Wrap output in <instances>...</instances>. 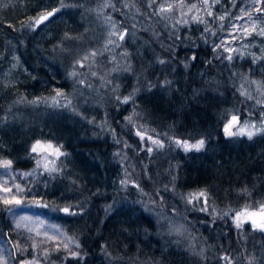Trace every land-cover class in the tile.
Returning a JSON list of instances; mask_svg holds the SVG:
<instances>
[{
	"label": "trees",
	"instance_id": "16d2710c",
	"mask_svg": "<svg viewBox=\"0 0 264 264\" xmlns=\"http://www.w3.org/2000/svg\"><path fill=\"white\" fill-rule=\"evenodd\" d=\"M100 1H3L0 167L10 161L5 168L37 174L39 205L80 247L62 264H264V231L235 220L264 205V131L250 139L223 131L231 112L264 124V104L249 103L236 78L255 70L216 55L206 34L205 42L170 35L144 0H106L107 12L144 35L133 59L149 79L97 78L101 61L75 74L73 64L97 51ZM224 2L222 13L238 3ZM48 12L55 14L29 26ZM151 135L169 147L153 145ZM198 140L201 152L172 151L176 141ZM37 141L63 153L57 172L40 171ZM201 191V203L189 202ZM8 209L0 208V237L19 257ZM169 222L181 234L166 231Z\"/></svg>",
	"mask_w": 264,
	"mask_h": 264
},
{
	"label": "rangeland",
	"instance_id": "374dc122",
	"mask_svg": "<svg viewBox=\"0 0 264 264\" xmlns=\"http://www.w3.org/2000/svg\"><path fill=\"white\" fill-rule=\"evenodd\" d=\"M3 1L1 0L0 6H2ZM237 1L238 3L234 2L229 11L225 13L216 9L217 7L221 10L224 9L222 7L225 3L224 0H144L142 3L146 5V11L150 13L151 20H155L156 23L164 26V30H168L170 35L177 38L178 35L183 36L184 34H189L190 37L202 35L203 38L201 39L205 42L206 34L207 41H210L208 42L209 45L216 49V55L224 57L227 61L237 65L242 63L245 66L249 62L256 75L249 76L247 70L241 76L237 75L238 87L249 103L254 106H263L264 35L260 33L264 30V0ZM108 6L106 0H101L98 4L99 8L97 7L103 15L98 25L100 35L94 38V44L98 45L97 51L95 49L91 51L92 60L89 57L85 60V63L77 60L73 64L72 71L75 74L81 73L82 66L88 67L89 62L91 66H95V64L97 66L101 61L103 67L101 69L97 68V78L104 74V80L112 82L115 80L116 75L130 76V79L136 74L140 84L142 82L145 85L149 79L146 75L148 69L142 68L141 65H134L137 61L133 59V53L138 51V45L144 35L142 33L135 34L129 28H125L129 24L122 18L116 19L109 11L107 12ZM139 11H141V8ZM209 12H211V15H209ZM46 14H41L29 26L35 28L54 16H49L46 20L37 23V20ZM130 19L133 21L132 26L138 28V25H135V19ZM139 23L145 27L143 21H139ZM122 36L123 39H121ZM143 41L142 43L146 44V39ZM87 67H85V70ZM93 69L95 68H90V70ZM134 77L136 78V76ZM66 104H69V101ZM232 116L238 117V122L231 128L233 133H237L233 137L250 139L246 134L247 131L254 133L251 138L263 133L264 128L262 126L264 124L262 125V123L249 117L240 119L237 114L232 112L226 118L223 127ZM136 118L142 120L140 115ZM241 128L245 129V134H239ZM149 140L160 149L169 147V144L159 135H151ZM154 141L157 143H154ZM198 141L195 143L181 142L196 144ZM40 142L42 144L50 143L56 148L51 142ZM204 148L205 144L199 151L195 149L185 151L182 146L177 144L175 146L174 144L172 151L178 149L184 153L201 152ZM33 154L36 157L37 166L39 162L40 171L46 173L58 171V158L60 155L54 154L52 150ZM45 165L48 169H55V171L46 170ZM37 180L36 173H20L10 168L0 167V208H9L10 230L15 238L16 252L19 255L18 257L15 254L12 257V247L6 239L0 237V264H62L66 256H72V253L77 255L80 253L79 244L73 234L39 205ZM5 189H10V191H5ZM13 198L20 200L21 203L16 204ZM5 199L10 203L5 204ZM202 199L204 197H198L197 194L189 196L190 201L197 200L201 203ZM260 208L261 206L257 209ZM237 214L235 216L236 221ZM166 231L181 234L183 229L181 226L172 225L169 222ZM15 260H17V263H15Z\"/></svg>",
	"mask_w": 264,
	"mask_h": 264
},
{
	"label": "snow or ice",
	"instance_id": "6c2138e0",
	"mask_svg": "<svg viewBox=\"0 0 264 264\" xmlns=\"http://www.w3.org/2000/svg\"><path fill=\"white\" fill-rule=\"evenodd\" d=\"M52 15H53V12H48L46 15H42L39 18V20H37V23H40L41 21L46 20L49 16H52ZM209 15H211V12H209ZM221 19H223V17H221ZM260 34L264 35V30H262ZM121 39H123V36L121 37ZM229 59H231V57H229ZM161 63H163V61H161ZM57 95L59 96V95H61V93L58 92ZM127 99L128 98H125V102H127ZM236 121H237V117L234 116V117H232V121H230L229 124L225 126L224 131L227 135L232 136V135L237 134V133H233L231 131V128ZM257 131H259V129H257ZM239 134H245V129L241 128ZM246 134L248 135L249 138H251L254 133L251 131H247ZM154 143H157V142L154 141ZM176 143L178 146H182L185 149V151H190L192 149L199 151L203 147L204 141L200 140L196 144H189L187 142H181V141H176ZM48 150H52V152L56 155H63V153L60 152V149L58 147L54 148V146L52 144H50V143L49 144H42L40 141H37L36 144H34L32 146V149H31V151L33 153H37V154H40L41 152H45ZM148 151H151V149H149ZM9 165H10V161L3 162V166L7 167ZM38 166H39V162H38ZM45 169L50 170V171H55V169H48L47 165H45ZM5 191H10V189H5ZM197 196L198 197H204L205 193L203 191H201L200 193L197 194ZM13 199L15 200V198H13ZM189 202H191V201H189ZM4 203L7 204V203H10V201L5 199ZM15 203L20 204L21 201L15 200ZM202 210H206V209H202ZM63 211L68 212L69 209L65 208V209H63ZM257 215H259L261 217V222L257 223V221L255 219H252L253 227L259 228L260 230L264 231V205H261V208L258 212H248L247 209H245L244 212L238 213L237 217H236L237 227L239 228L241 226V217L247 216V218L251 219L252 217H255ZM72 255L75 256L77 254L72 253Z\"/></svg>",
	"mask_w": 264,
	"mask_h": 264
},
{
	"label": "water",
	"instance_id": "95a60500",
	"mask_svg": "<svg viewBox=\"0 0 264 264\" xmlns=\"http://www.w3.org/2000/svg\"><path fill=\"white\" fill-rule=\"evenodd\" d=\"M232 117H234V116H232ZM232 117L230 118V120L228 121V123L224 125V127H223V131H224V129H225V126L228 125L230 121H232ZM235 117H237V116H235ZM237 122H238V117H237V121H236L235 123H237ZM235 123H234V124H235ZM234 124H233V125H234ZM224 133H225V131H224ZM225 134H226V133H225ZM259 210H260V209H258V210H253V211H250V212H258ZM252 219H255V220L257 221V223H260V222H261V217H260L259 215L255 216V217H252L251 219L247 218V216L242 217L241 222H242V223H248V224L253 225V224H252ZM257 229H259V228H257ZM259 230H260V229H259Z\"/></svg>",
	"mask_w": 264,
	"mask_h": 264
}]
</instances>
